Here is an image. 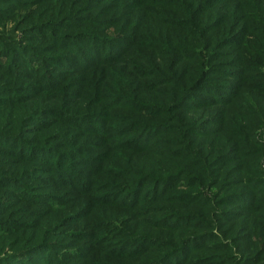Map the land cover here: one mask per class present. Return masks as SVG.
Returning <instances> with one entry per match:
<instances>
[{"label":"trees","instance_id":"trees-1","mask_svg":"<svg viewBox=\"0 0 264 264\" xmlns=\"http://www.w3.org/2000/svg\"><path fill=\"white\" fill-rule=\"evenodd\" d=\"M42 1L0 0V264H264V0Z\"/></svg>","mask_w":264,"mask_h":264},{"label":"rangeland","instance_id":"rangeland-1","mask_svg":"<svg viewBox=\"0 0 264 264\" xmlns=\"http://www.w3.org/2000/svg\"><path fill=\"white\" fill-rule=\"evenodd\" d=\"M47 3H44L42 7H38L35 9V14L38 13L40 9L42 11L40 12V15H43V17H49L52 18V15L54 14V11L58 7H64L70 5V7L74 6L71 10L74 8H78V11L81 12L87 8L86 6H90L91 4L94 5V2L90 0H44ZM42 1V2H44ZM242 0H231L230 1V7L234 6L236 3H239ZM252 1V0H249ZM106 2V1H104ZM115 3L118 2V0L114 1ZM123 0L120 1L119 4H121ZM102 5V2H101ZM263 6V4H261ZM134 8V5L130 6L129 9ZM147 16L141 15L136 18V20L132 21L131 27L135 28V32H138V40H168L169 39V33L166 29V25L164 24L166 22V19L171 15L174 18H180L181 15L179 13H172L176 12V10L166 9L163 6L158 7H152L151 9H147ZM92 14V13H90ZM171 14V15H170ZM42 17V18H43ZM11 26L10 23H6V30L9 29ZM176 34V33H174ZM174 37H179L177 34L173 35ZM142 39H141V38ZM180 38V37H179ZM149 49L147 50H141V54L144 56H147L150 60H156V58L153 59L152 55L150 54ZM157 53V52H154ZM119 112V110H118ZM255 137L257 139V142L260 144V146L263 149V156L261 157L260 167L261 172L264 177V125L259 127L255 133Z\"/></svg>","mask_w":264,"mask_h":264}]
</instances>
